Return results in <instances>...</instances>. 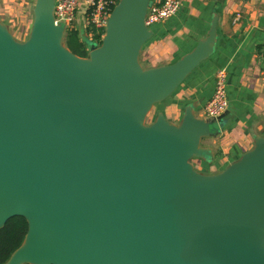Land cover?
I'll return each mask as SVG.
<instances>
[{"label":"water","instance_id":"obj_1","mask_svg":"<svg viewBox=\"0 0 264 264\" xmlns=\"http://www.w3.org/2000/svg\"><path fill=\"white\" fill-rule=\"evenodd\" d=\"M55 0H35L27 38L0 21V229L28 225L4 264H264V136L218 173L201 140L228 109L180 121L154 105L213 52L206 37L144 68L152 0H117L87 56L63 44Z\"/></svg>","mask_w":264,"mask_h":264},{"label":"crops","instance_id":"obj_2","mask_svg":"<svg viewBox=\"0 0 264 264\" xmlns=\"http://www.w3.org/2000/svg\"><path fill=\"white\" fill-rule=\"evenodd\" d=\"M34 1L21 0L27 10L21 26L28 33ZM3 20L11 31L14 20ZM213 20L212 54L149 115L161 112L176 124L190 106L197 117L205 118L203 108L213 93L216 72H227L226 125L218 135L201 140L212 151L211 162L195 159L196 167L193 164L206 174L220 172L249 150L256 137L264 136V0H181L176 15L151 25L152 36L139 54L144 68L173 63L206 37Z\"/></svg>","mask_w":264,"mask_h":264},{"label":"built area","instance_id":"obj_3","mask_svg":"<svg viewBox=\"0 0 264 264\" xmlns=\"http://www.w3.org/2000/svg\"><path fill=\"white\" fill-rule=\"evenodd\" d=\"M116 2L117 0H55L54 21L63 24L65 32H75L99 43ZM180 5L181 0H152L145 18L146 25L150 28L151 25L176 15ZM227 82V72L224 69L218 70L213 93L203 108L206 118H216L227 110Z\"/></svg>","mask_w":264,"mask_h":264},{"label":"rangeland","instance_id":"obj_4","mask_svg":"<svg viewBox=\"0 0 264 264\" xmlns=\"http://www.w3.org/2000/svg\"><path fill=\"white\" fill-rule=\"evenodd\" d=\"M25 11H27L26 7L21 2V0H0V19L2 18L5 21H7V19L9 20L12 18L14 20L13 26L10 27V30H11L10 32L14 36V38L18 41L25 40L28 35V32L23 30V27L21 26L22 24L20 21L22 19L21 17H23L22 15L27 14ZM104 31H105V28L103 29V33ZM68 33L69 32H65L63 36L64 46L68 48L70 51H73L76 47H78L79 50L81 49L82 51L86 52L84 56L86 57L88 53L86 46H85L86 37L85 36L82 37V35L75 33L76 40L74 38L72 40ZM141 64L143 63L141 62ZM150 121H151V116H148L146 119V123H149ZM202 143H203V140H202ZM191 162L196 167L195 159H193Z\"/></svg>","mask_w":264,"mask_h":264},{"label":"trees","instance_id":"obj_5","mask_svg":"<svg viewBox=\"0 0 264 264\" xmlns=\"http://www.w3.org/2000/svg\"><path fill=\"white\" fill-rule=\"evenodd\" d=\"M70 38L76 40L75 32L68 33ZM73 34V35H72ZM74 54L84 57L86 52L76 47ZM28 225L21 216H14L7 220L3 228L0 229V264H4L12 252L22 243Z\"/></svg>","mask_w":264,"mask_h":264}]
</instances>
